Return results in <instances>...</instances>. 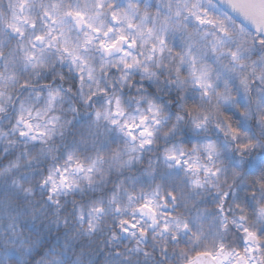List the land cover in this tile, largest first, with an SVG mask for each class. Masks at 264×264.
Listing matches in <instances>:
<instances>
[{
  "label": "snow or ice",
  "instance_id": "obj_1",
  "mask_svg": "<svg viewBox=\"0 0 264 264\" xmlns=\"http://www.w3.org/2000/svg\"><path fill=\"white\" fill-rule=\"evenodd\" d=\"M220 3L249 19L258 34L264 29V0ZM166 8L165 15L150 19L147 9L141 13L132 0L123 8L111 0H8L6 7L0 5V59L6 69L18 60L34 69L48 68L56 60L69 62L83 85L85 75L95 80L89 54L96 49L102 53V68L120 64L130 69L135 64L148 78H155L156 73L129 51L140 47L149 51V62L175 72L178 89L198 88L208 107L192 117V124L205 132L214 128L218 139L192 145L190 151L176 144L165 148L144 169L146 180L122 182L107 197L82 208L79 220L94 235H103L111 227L109 244L120 236L130 237L134 246L127 251L132 255L124 256L129 264H264V159L255 162L253 174L246 175L249 162L264 154V55L251 59L244 30L230 27L231 17L218 10L215 0H167ZM137 16L138 25L133 22ZM73 32L78 33L75 40ZM169 36H178L179 41L170 46ZM254 43L264 46V37ZM114 53L118 58L109 59ZM48 95L51 103L58 92L50 90ZM149 111L159 115L155 105ZM230 111L239 117L235 123ZM112 115H122L119 98L111 111L97 110L93 123ZM20 123V137L36 140L48 135L49 130L33 129L23 116ZM145 125L144 116L138 123L122 125L131 143L115 154L121 168L140 163L138 153L151 147L154 133ZM73 160L70 154L67 167L50 169L40 181L48 185L49 200L78 186L69 175ZM74 167L91 173L94 165L85 169L77 159ZM86 178L92 187L91 177ZM249 183L261 189L259 194L249 193L254 197L251 205L236 191L240 184ZM115 255L122 254L116 251Z\"/></svg>",
  "mask_w": 264,
  "mask_h": 264
},
{
  "label": "clouds",
  "instance_id": "obj_2",
  "mask_svg": "<svg viewBox=\"0 0 264 264\" xmlns=\"http://www.w3.org/2000/svg\"><path fill=\"white\" fill-rule=\"evenodd\" d=\"M111 2L123 8L127 0ZM132 2L139 5L141 13L147 9L150 19L167 13V0ZM7 3L8 0H0L4 7ZM215 3L220 12L231 17L230 27L244 30L251 48V59L257 60L264 55V46L254 43L264 37V29L258 34L249 19L227 9L220 0ZM108 20L111 22L110 15ZM133 22L140 24V17H134ZM77 35V32L72 33L73 40ZM178 41V36H169L170 46ZM129 51L140 58L142 65H148L156 77L148 78L141 66L135 64L130 69L120 64L102 68V53L96 49L89 54L90 62L95 65V80L89 81L85 75L83 85L80 74L69 62L56 60L48 68L34 69L27 62L18 60L6 69L5 61L0 59V73L4 75L0 80V107L3 108L0 111V264H129L124 256L132 255L127 249L134 246V241L120 236L109 244L111 227L103 235L89 233L87 224L79 220L80 210L101 196L107 197L122 182L146 180L142 176L144 169L150 160L156 162L165 148L176 144L190 151L192 145L218 139L219 134L214 128L205 132L192 124V117L208 107L198 88L178 89L174 83L175 72L149 62V51L140 47ZM4 54L7 56V49ZM117 58L114 53L109 59ZM129 62L133 61L130 59ZM170 80L173 82L169 83ZM50 90L58 92L51 103ZM236 95L243 101L242 93L237 91ZM117 98L122 115H112L109 120L93 123L95 112L111 111ZM150 105L159 109L158 116L149 111ZM229 114L233 123L239 119L234 111ZM20 116L30 121L33 129L39 126L41 130H49L48 135L36 140L30 136L20 137L18 133L23 128L22 123L18 124ZM141 116L146 117L145 126L154 133L153 143L138 153L140 163L131 169L121 168L114 159L115 154L126 142L131 143L121 127L125 122L138 123ZM111 119L119 123L113 125ZM154 119H158L159 124L154 123ZM136 134L138 143L139 129ZM70 154L74 160L69 175L78 186L61 191L49 200L48 185H42L40 181L50 169L67 167ZM77 159L85 169L94 165L93 171L77 172L74 167ZM261 159L264 154L249 162L246 175L256 171L255 162ZM175 172L180 174L179 169ZM86 176L91 177L92 187ZM236 191L251 205L254 197L249 193L255 191L259 194L261 189L249 183L240 184ZM148 243L150 241H145ZM116 251L122 255L116 256Z\"/></svg>",
  "mask_w": 264,
  "mask_h": 264
}]
</instances>
